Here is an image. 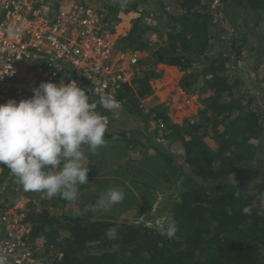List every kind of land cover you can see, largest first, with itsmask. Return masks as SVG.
<instances>
[{
	"label": "trees",
	"instance_id": "trees-1",
	"mask_svg": "<svg viewBox=\"0 0 264 264\" xmlns=\"http://www.w3.org/2000/svg\"><path fill=\"white\" fill-rule=\"evenodd\" d=\"M79 1L102 16L110 33L122 15H137L117 48L150 57L141 61L145 69L135 86L121 85L116 100L127 114L165 123L161 137L178 156L164 151L145 130L113 129L118 110L98 105L113 127L105 134L107 148L93 154L84 146L89 184L80 186L78 198L41 199L35 191L19 189L6 168L0 212L14 208L21 194L28 198L26 210L18 213H26L23 221L31 226L27 242L43 245L44 264H264V182L248 186L245 178L234 180L243 177L257 153L264 154V0ZM164 66L185 73L180 80L185 94L204 95V108L182 125L171 123L161 107L151 110L152 118L141 110V99L161 88ZM208 138L217 144L209 146ZM99 153L103 166L95 159ZM111 187L126 194L113 211L132 209L145 218L142 223L119 221L111 210H88ZM172 189L175 193L167 194ZM248 205L251 215L242 211ZM162 211L178 224L172 238L148 224ZM116 225L119 239L109 240L106 229Z\"/></svg>",
	"mask_w": 264,
	"mask_h": 264
},
{
	"label": "built area",
	"instance_id": "built-area-1",
	"mask_svg": "<svg viewBox=\"0 0 264 264\" xmlns=\"http://www.w3.org/2000/svg\"><path fill=\"white\" fill-rule=\"evenodd\" d=\"M140 58L117 51L102 16L79 0H0V104L29 99L42 82L62 80L86 88L91 102L92 93L97 103L103 94L116 99L121 85H130ZM101 114L109 125L111 119ZM6 168L0 164V178ZM17 212H0V251L9 264H44L43 245L27 242L31 226Z\"/></svg>",
	"mask_w": 264,
	"mask_h": 264
},
{
	"label": "clouds",
	"instance_id": "clouds-1",
	"mask_svg": "<svg viewBox=\"0 0 264 264\" xmlns=\"http://www.w3.org/2000/svg\"><path fill=\"white\" fill-rule=\"evenodd\" d=\"M9 33H13L12 27ZM33 92L29 99L0 104V164L7 166L25 191L75 201L80 186L89 184L84 146L95 154L107 145L108 118L97 111L98 104L108 111L122 105L111 94L101 95L98 103L91 102L90 93L75 80L68 84L63 80L59 84L42 82ZM125 195L120 187L108 188L88 210L108 212ZM242 211L251 215L252 206ZM177 231L176 220L168 217L161 234L172 238ZM118 233L116 225L105 234L109 240H116ZM0 264H9L5 251H0Z\"/></svg>",
	"mask_w": 264,
	"mask_h": 264
},
{
	"label": "rangeland",
	"instance_id": "rangeland-1",
	"mask_svg": "<svg viewBox=\"0 0 264 264\" xmlns=\"http://www.w3.org/2000/svg\"><path fill=\"white\" fill-rule=\"evenodd\" d=\"M212 7H215V6L213 5ZM142 9H143V7L140 6L139 10L141 11ZM261 15L264 16V12H261ZM136 18H137V15H132V16L126 15L124 17L121 16V19H124V20H130L131 19V23ZM240 21H241V18L238 19L237 25L240 24ZM107 32H109L108 29H107ZM261 34H264V30ZM153 39H154L153 41H156L155 37H153ZM143 55L144 56L141 55L139 64L136 66L135 69H133V72L131 71L133 73V75L131 77L130 85H133V87L135 86L136 78L138 76H141L142 75V72H141L142 69H145V67L142 66V64H140L141 61L147 60L150 57L149 53H146V52ZM115 63H117V66L120 64V62H115ZM126 63H128V62H124V65ZM125 67L120 66L118 68L125 70ZM167 67H170V66H167ZM167 67H165V68H167ZM171 68H174L178 74L180 73V71L177 68L172 67V66H171ZM263 73H264V65H263L262 70H261V74H263ZM184 75H185V73L179 74L178 75V77H180L179 80H181L182 77H184ZM173 85H175V90L171 91V96H170L171 98L169 97L168 93H166L167 91L161 93V90H163V89L160 90V88H159L158 90H160V91H155L152 96L141 99L140 105H141L142 112L144 114H149L151 112V110L154 109L155 107H161L164 109V111L166 113H168V117L172 116V118H170V122L173 124H178V125H182L184 123V121L192 120L195 116H197L199 114V111L196 115H194L197 106L192 105V107L190 106V108H189V106H183L185 103L182 102V100L179 98V92L182 89L180 87V81L178 82V79H177V81L174 82ZM253 86H255V85H253ZM177 91H178V94H177ZM189 96L193 97L194 101L197 98V101L199 104L198 107L200 106V108H199L200 110L204 108V105L202 104V101H201L202 98L204 97V95H200V94L198 95V94L194 93V94H190ZM154 116H155V113L152 111L150 118H152ZM114 119L117 120L116 121L117 125H114V127L110 126L113 123V122H111V124L108 126V128L113 127V129H115V127L117 126L119 129L134 130V129L139 128L141 130H145L147 132V135L149 137H151L152 139H154L155 143H157L158 145H160V143H161V145H162L161 147H162V149H164V151L176 153V155L178 156V153L176 152V150L170 148L169 147L170 145L168 146L167 143L165 144L164 138L161 137V134L166 129L165 123H162V124H164V127H165V128L164 127L162 128L161 123H159V122H153L152 120H148L147 118H145L141 115H137V114L134 115V114H129V113L127 114L124 112L123 109L118 110V111H114ZM209 123L210 122L207 121L205 124L208 126ZM240 123H242V122H240ZM240 123L238 122L237 125ZM217 128L222 129L224 127L219 124L217 126ZM113 129H111V130H113ZM206 130L207 131L211 130L210 125L206 128ZM209 139L210 138L207 139V143L209 146H213V145L217 144L216 140L210 139L211 140L210 141ZM102 148L105 149V148H107V146L102 147ZM100 149H98V151ZM102 152H104V151H102ZM101 153H99L98 156H95V159L97 158L96 159V162H98L97 164H99L100 166H103V163L101 162L103 157L100 158ZM89 160L91 161L92 164L94 163L93 158L92 159L90 158ZM177 160H180V159H177ZM107 162H108V160H107ZM93 166H95V165H93ZM93 166L91 168H93ZM245 167H246V171L243 173V177L237 176L236 179H234V180H239L240 182H242V181H245V179H246L248 186L249 185L252 186V185H255L257 183L260 184V183L264 182V154L260 155L257 153L254 160L250 164L246 165ZM186 168L188 169V167H186ZM241 178H242V180H240ZM14 181L17 182L16 177H15ZM180 182H179V184H180ZM17 187L19 189H23V186L20 183L17 184ZM174 191L175 190L172 189L170 192H167V194H173V193H175ZM38 194H40L41 199H43L44 197H47L44 193H41V192L35 193V195H38ZM165 195L166 194H163L162 192L160 194L158 193L159 200L163 201V198ZM40 198H35L33 201L35 203V206H36L38 211L41 210ZM28 202H29L28 198L25 197L23 194H21L20 199H19L20 204L17 207L21 211L26 210V205ZM121 204L123 205L122 202H121ZM158 206H159L158 203H156L154 208L157 209ZM120 207H119V205L117 206V208H120V211H118V212H114L113 208H112L111 212H109L110 216L111 215L116 216L117 217L116 219H118L119 221H122V222L128 221L130 223H135V224H139V223H142L144 221L143 219H145V218L143 216L138 217V215H136V213L134 211H132V209H130L128 211H124L123 207L122 206H120ZM162 207L163 206L161 205V208ZM59 210H53L52 209V213H54L55 211L57 212ZM22 213H21V215H23V219H25L27 214L26 213L22 214ZM162 213H163V211L161 212L160 218L157 217L154 222L151 221V222H148V224L150 226L155 224L156 226H159L161 228L162 225L164 224V221H165L166 215H167V212H164L166 214H162Z\"/></svg>",
	"mask_w": 264,
	"mask_h": 264
},
{
	"label": "crops",
	"instance_id": "crops-1",
	"mask_svg": "<svg viewBox=\"0 0 264 264\" xmlns=\"http://www.w3.org/2000/svg\"><path fill=\"white\" fill-rule=\"evenodd\" d=\"M55 8H57V7L55 6L54 9ZM124 16H126V15H122V17H124ZM131 19L130 20L121 19V22L114 27V33L113 32L110 33V31H109L110 39L113 42H115V44H116V50L119 51V52H123V51L117 48V40H118L119 37L126 36L127 33L130 31V29L132 27ZM143 54H142V56H144ZM165 67H167V66L161 67L159 69L161 72H164V74L162 76V79H161L162 85H161L160 90L163 89V90H161V93L167 91L166 93H168V95L170 97L171 96V91L175 90V85H173V84H174V82L177 81V79H178V82L180 81L179 80L180 77H178V75L181 74V73L178 74L174 68H171V67L165 68ZM160 90H157V91H160ZM177 94H178V91H177ZM179 98L182 100V102L185 103L183 106H189V108H190V106L192 107V105L193 106H197L194 115H196L198 113V111L200 110L199 109L200 106L198 107L199 104H198L197 98L194 101L193 100V97H190L189 95L185 94L182 91V89L179 92ZM170 118H172V116H169V119ZM19 204L20 203H18L14 207L15 209H17V211H19V208L17 207ZM10 209H13V208H10Z\"/></svg>",
	"mask_w": 264,
	"mask_h": 264
}]
</instances>
